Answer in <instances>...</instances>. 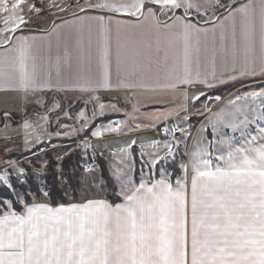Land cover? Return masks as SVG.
<instances>
[{"label": "snow or ice", "instance_id": "snow-or-ice-1", "mask_svg": "<svg viewBox=\"0 0 264 264\" xmlns=\"http://www.w3.org/2000/svg\"><path fill=\"white\" fill-rule=\"evenodd\" d=\"M0 104V264H264V0H0Z\"/></svg>", "mask_w": 264, "mask_h": 264}, {"label": "crops", "instance_id": "crops-1", "mask_svg": "<svg viewBox=\"0 0 264 264\" xmlns=\"http://www.w3.org/2000/svg\"><path fill=\"white\" fill-rule=\"evenodd\" d=\"M91 14H97V13H91ZM260 84H261V82H259V79H256L255 81H250V82H248L247 84H245L243 86L240 85V84H236L234 86L229 85V86H224V87H221V88L212 89V90H206V91L218 93V91H222V90H225V89L231 88V87H232V90H237V89L242 90L243 88H245V89H248L249 87L253 88V87L258 86ZM102 95H115V93H102ZM76 96H78V94H76V93H68L67 94V97H74L75 98ZM164 103H166V101L165 102H154V103L143 105L142 106V111H144V112L161 111V110H163V104ZM79 104H81V103H79ZM8 106L12 107L13 104L10 102ZM2 107H4V105L0 104V108H2ZM104 119H107V120L103 121ZM124 119H126V117L122 113H112V114L106 115L100 122L106 124V123H108L109 121H112V120H124ZM190 123H191L192 127H199V122H198V120L196 118H193ZM145 136L152 137V138H157V139L160 138L158 136L156 130H150V131H147V132H144V133L136 134V138H138V139L141 138V137H145ZM121 139H127V137H123ZM56 140L57 141L59 140V143H57V145L60 148H67V147L71 146V144H72V141L69 138H60V139H56ZM55 151H56V149H46L47 153H52L53 154L54 160H55ZM26 154H28V153H26ZM36 155H39V156L43 157V156H45V152H37ZM36 155H33L31 157L29 156L27 158L28 159H32V160L36 159ZM74 157H76L75 153H73V158ZM81 190H82L81 196H83L84 195L83 189H81Z\"/></svg>", "mask_w": 264, "mask_h": 264}, {"label": "rangeland", "instance_id": "rangeland-1", "mask_svg": "<svg viewBox=\"0 0 264 264\" xmlns=\"http://www.w3.org/2000/svg\"><path fill=\"white\" fill-rule=\"evenodd\" d=\"M69 2H71V0H69ZM70 15V14H69ZM45 27L47 26V25H44ZM259 82H261L260 80H259ZM260 85H258V86H255V87H253V88H257V87H259ZM244 90H247V89H245V88H243L242 90H240V91H244ZM234 91H236V90H232V87L231 88H227V89H225V90H222V91H218V93H216V92H208V98L209 99H211L212 98V96H214V95H221V96H223V97H227L229 94H230V92H234ZM69 99H72V103H73V105L75 106L74 107V109L73 110H75V108H78V107H80V104L79 103H81L79 100H77V99H75L74 97H68ZM77 103V104H76ZM54 143L55 144H57V143H59V140L57 141V140H55L54 141ZM3 147V143L2 142H0V148H2ZM26 157H31V156H33L32 154H30L29 155V153L28 154H26L25 155ZM48 156L50 157V158H52V160L54 161V158H53V154L52 153H47V159H48ZM32 160V159H31ZM33 160H35V159H33ZM61 188V187H60ZM62 189V191H63V193H64V189L63 188H61ZM82 188H79V191L77 192V195H76V197L77 198H75V199H79V198H81V194H82V190H81ZM64 196H65V198L67 199V201H69V199H72V198H74L71 194H68V195H65V193H64Z\"/></svg>", "mask_w": 264, "mask_h": 264}, {"label": "trees", "instance_id": "trees-1", "mask_svg": "<svg viewBox=\"0 0 264 264\" xmlns=\"http://www.w3.org/2000/svg\"><path fill=\"white\" fill-rule=\"evenodd\" d=\"M107 119H104L103 121H106ZM48 160L50 162L49 166H52V163L54 162L52 158L48 156ZM77 163L76 157H74L72 160H70L67 164V168L65 169L66 171L69 169H72L74 165ZM49 183H51V173H49ZM79 191V188L76 189V193ZM77 195V194H76ZM74 198H77L76 196ZM52 202L53 203H67V199L64 196V193L60 186H57V190L52 194Z\"/></svg>", "mask_w": 264, "mask_h": 264}]
</instances>
